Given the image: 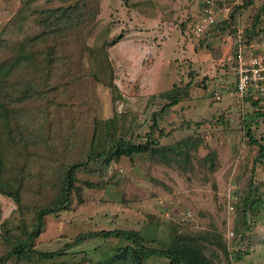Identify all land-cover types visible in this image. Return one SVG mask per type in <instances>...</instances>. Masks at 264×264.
<instances>
[{
    "label": "rangeland",
    "instance_id": "obj_1",
    "mask_svg": "<svg viewBox=\"0 0 264 264\" xmlns=\"http://www.w3.org/2000/svg\"><path fill=\"white\" fill-rule=\"evenodd\" d=\"M215 1L219 7L228 5L232 9L242 2ZM201 2L99 0L100 14L88 29L87 40L90 46L98 47L104 39L122 34V38L108 48L107 67L113 70L114 82L122 94L116 101L117 110L135 115V134H144L152 111L163 103L160 99H150L151 94L192 81L190 98L175 107L176 110L180 106L188 107L185 115L191 126L181 128L176 113L165 116L160 125L171 133L161 143L170 144L189 135L203 139V143L192 161V170L184 168L183 163H157L141 155L133 160L122 159L105 171L95 166L81 170L78 175L82 180L110 181L102 189L82 187L83 203L61 212L58 217L48 216L45 229L36 241L37 250L55 251L80 233L116 228L135 229L146 237L161 239L149 244L159 248L165 245L169 231L176 224L182 225L183 230L198 231L212 223L227 237L235 226L241 228L236 206L248 190L250 179L264 200V163L253 166L257 149L248 144L245 136L246 127L251 126L255 128L256 137L262 136L264 141V101L260 108L263 115H256L251 102H234L228 96L232 87L228 74L231 61L222 57L223 38L233 33L228 31L207 40H204L206 33L191 35L190 21L201 11ZM262 3L263 0H253V4L241 12L238 19L241 30L255 21ZM45 4V0H0V38L23 39L32 33L34 26L29 14ZM182 23H187L185 30L180 28ZM262 38L264 32L251 40L258 42ZM86 64L94 69V60L88 55ZM87 90L94 97V112L74 111L81 121L78 133L86 126L82 122L92 115L100 119L113 116L111 89L95 83ZM214 90L222 93L220 101L212 100ZM213 115L216 119L220 116L218 122L210 121ZM71 116L59 111L55 118L64 128ZM196 122L202 123L197 125ZM211 150L216 152L219 164L213 173L198 164V159ZM112 174L115 175L111 177ZM15 208L12 199L0 193V230ZM186 211L190 216L183 218ZM248 221L250 228L244 231L248 254L237 262L232 258L231 264H264V202L259 213L248 217ZM229 241L230 250L239 248V245H232L231 239ZM116 242L115 239L91 238L54 262L15 263L10 260L6 264H89L88 259L95 262L101 258V251L113 247ZM145 264H168V261L154 256ZM219 264L227 262L221 260Z\"/></svg>",
    "mask_w": 264,
    "mask_h": 264
},
{
    "label": "trees",
    "instance_id": "obj_2",
    "mask_svg": "<svg viewBox=\"0 0 264 264\" xmlns=\"http://www.w3.org/2000/svg\"><path fill=\"white\" fill-rule=\"evenodd\" d=\"M45 3L29 14L34 26L32 33L23 39L0 38V193L11 198L16 206L0 230V264L10 260L54 262L91 238L117 242L101 251V258L95 262L87 256L89 264H145L154 256L167 259L168 264H219L221 260L231 264L232 258L236 262L242 260L248 254L244 243V231L250 228L248 217H255L264 202L251 179L236 206L241 228L232 229L236 235L231 243L239 245L237 250H230L229 239L212 223L198 231L183 230L182 225L176 224L161 248L149 245L161 239L146 237L135 229L116 228L80 233L55 251L36 249L48 216L58 217L83 203L82 187L102 189L110 181L82 180L78 175L81 170L95 166L105 171L122 159L133 160L138 155L168 165L183 163L184 168L192 170V161L203 143V139L192 135L170 144L161 143L171 133L160 125L165 116L176 113L181 128L191 126L185 115L188 107L180 106L179 110L175 107L190 98L192 81L151 94L150 99L163 103L152 111L147 131L135 134V115H126L116 108L122 94L114 82L113 70L107 67L108 48L122 34L104 39L98 47L88 44L87 31L100 14L99 0H45ZM252 4L253 0H242L231 9L227 19L205 32L204 40L229 31L233 39L240 34L246 44L251 42L255 35L264 32V0L249 28L241 30L238 19ZM186 26L187 23H182L180 28L185 30ZM86 55L94 60V69L87 66ZM95 83L111 89L113 116L100 119L92 115L82 122L86 126L78 133L81 121L74 111L94 112V97L87 87ZM243 100L251 102L256 115H263L260 108L264 97L249 95ZM59 111L72 115L64 128L57 123ZM219 118L213 115L210 121L218 122ZM254 129L247 126L245 136L248 144L257 149L252 162L256 166L264 163V141L262 136L256 137ZM198 164L215 172L219 166L216 152L209 151L198 159Z\"/></svg>",
    "mask_w": 264,
    "mask_h": 264
},
{
    "label": "built area",
    "instance_id": "obj_3",
    "mask_svg": "<svg viewBox=\"0 0 264 264\" xmlns=\"http://www.w3.org/2000/svg\"><path fill=\"white\" fill-rule=\"evenodd\" d=\"M231 9L232 7L228 5L219 7L215 0H203L201 11L190 25L189 33L194 36L203 35L213 25L227 19ZM230 44L231 55L228 60L232 62L235 81L233 87L228 90V96L234 102H241L249 95L264 97V38L246 44L238 34ZM212 99L220 101L222 93L214 90ZM189 216V211L182 214L183 218ZM235 235V232L229 230L227 238L231 239Z\"/></svg>",
    "mask_w": 264,
    "mask_h": 264
},
{
    "label": "crops",
    "instance_id": "obj_4",
    "mask_svg": "<svg viewBox=\"0 0 264 264\" xmlns=\"http://www.w3.org/2000/svg\"><path fill=\"white\" fill-rule=\"evenodd\" d=\"M233 38L231 37V36H229V37H224L223 38V40H224V48H223V50H224V55L222 56V57H227V59L229 58V56L231 55V52H230V46H231V44H230V41L232 40ZM230 53V54H229ZM219 60H221V59H219ZM231 61V60H230ZM228 74H230L229 75V77H230V81H231V86L233 87V85H234V81H235V76H234V74H233V71H232V62H231V66H230V70H229V73ZM223 83V82H222ZM228 94V93H227ZM232 100V99H231ZM233 101V100H232Z\"/></svg>",
    "mask_w": 264,
    "mask_h": 264
}]
</instances>
